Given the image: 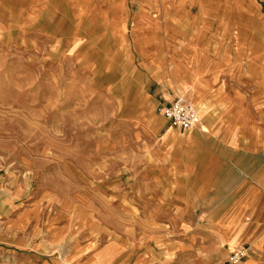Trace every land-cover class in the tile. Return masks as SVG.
I'll list each match as a JSON object with an SVG mask.
<instances>
[{
    "label": "rangeland",
    "instance_id": "rangeland-1",
    "mask_svg": "<svg viewBox=\"0 0 264 264\" xmlns=\"http://www.w3.org/2000/svg\"><path fill=\"white\" fill-rule=\"evenodd\" d=\"M66 4L52 11L31 1L0 3V261L31 251L73 264L113 237L147 239L154 227L143 221L152 205L144 170L149 171L148 152L155 144L146 131L166 124L162 108L173 100L161 96L144 104L142 95L153 92L157 72L173 71L164 58L158 67L146 64L135 49L134 31L143 27L131 14L135 3L127 5L130 16L108 32ZM229 12L230 18L188 17L189 24L178 22L173 12L146 15L185 33L206 25L207 41L236 44L237 57L246 55L244 48L250 62L258 57L264 62V0L253 3L252 17L235 9L221 14ZM185 33L159 32L148 48L166 42L169 64L187 49L198 55L200 32L188 38ZM34 202L41 225L58 232L42 252L16 247L12 238L14 216L30 211Z\"/></svg>",
    "mask_w": 264,
    "mask_h": 264
},
{
    "label": "crops",
    "instance_id": "crops-1",
    "mask_svg": "<svg viewBox=\"0 0 264 264\" xmlns=\"http://www.w3.org/2000/svg\"><path fill=\"white\" fill-rule=\"evenodd\" d=\"M23 1L43 3L41 9L52 11L60 9L59 3H67L66 9L78 11L89 25L99 21L104 32L120 26L130 16L128 3H135L131 14L148 29V33L143 27L134 31L135 49L146 64L153 62L151 66L158 67L164 58L173 71L156 73L153 92L143 93V103L158 101L161 96L173 101L182 98L195 104L200 118L191 129L173 126L166 119V124H153L146 131L147 139L155 142L148 152L149 171L144 170L149 176L152 205L148 208L149 218L137 221L154 226L147 239L113 237L72 263L190 264L191 259L192 264H231L230 254L243 247L245 255L234 264H264V62L260 57L250 62V50L246 53L244 48L246 55L237 57L236 44L232 48L207 41L206 25L190 26L185 33L173 23L161 24L157 17L146 15L152 11L165 17L173 12V16H179L178 22L187 19L188 24V17L230 18V12L221 14L230 9L252 17L256 0ZM159 32L185 33L186 38L200 32L198 55L187 49L177 56L178 61L169 64L166 42L159 47L155 44L153 50L148 48ZM161 47L164 52H159ZM224 53L228 58L222 57ZM39 208L34 202L30 211L22 210L21 216H14L13 229L17 233L12 238L16 247L42 252L46 240L57 239L55 229L50 230L46 224L42 227ZM145 240L154 247L142 249ZM5 257L0 264H62L55 255L41 258L31 251L21 257L13 253L10 259L7 254ZM163 258V262L157 260Z\"/></svg>",
    "mask_w": 264,
    "mask_h": 264
},
{
    "label": "built area",
    "instance_id": "built-area-1",
    "mask_svg": "<svg viewBox=\"0 0 264 264\" xmlns=\"http://www.w3.org/2000/svg\"><path fill=\"white\" fill-rule=\"evenodd\" d=\"M162 113L168 122L182 129H191L199 123V113L196 107L189 101L177 98L169 105L162 108ZM246 249L240 248L232 252L229 256V262L238 263L245 255Z\"/></svg>",
    "mask_w": 264,
    "mask_h": 264
}]
</instances>
